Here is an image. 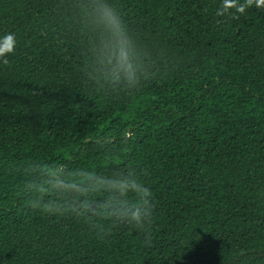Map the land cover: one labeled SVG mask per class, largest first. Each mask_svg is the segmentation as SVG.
<instances>
[{
	"label": "trees",
	"instance_id": "1",
	"mask_svg": "<svg viewBox=\"0 0 264 264\" xmlns=\"http://www.w3.org/2000/svg\"><path fill=\"white\" fill-rule=\"evenodd\" d=\"M222 4L225 6L222 7ZM0 0V264H264V5ZM125 27L130 74L101 17ZM120 217L28 202L103 200ZM71 186V187H69Z\"/></svg>",
	"mask_w": 264,
	"mask_h": 264
},
{
	"label": "clouds",
	"instance_id": "2",
	"mask_svg": "<svg viewBox=\"0 0 264 264\" xmlns=\"http://www.w3.org/2000/svg\"><path fill=\"white\" fill-rule=\"evenodd\" d=\"M228 0H225L227 4ZM256 5L259 7L264 5V0H255ZM225 5L222 4V7ZM231 6H235L236 11L243 12L244 5H236L235 0H231ZM101 17L109 26L113 37L116 38V44L119 46L116 52L117 64L122 67L125 72H131V63L128 60V51L126 47V40L124 38L125 27L116 12L108 7L101 11ZM17 46V39L14 33L5 32L0 33V61L7 64L8 57L15 54ZM71 187V186H69ZM131 188L139 196L142 206L137 208L132 216L140 221V218H148L152 215V194L150 189L145 186L140 180H134L131 184L127 181H115L106 179H96L93 181L88 189L85 191L103 192L105 198L103 200H91L86 197H81L78 204L65 203L59 204L55 202L38 203L28 202L32 208L41 209L49 214L73 213L76 216H99V217H120L123 215L119 208L121 203L120 198L123 197L127 190Z\"/></svg>",
	"mask_w": 264,
	"mask_h": 264
}]
</instances>
